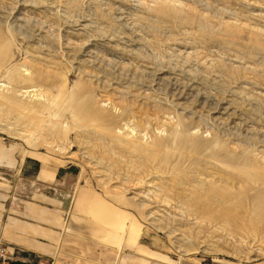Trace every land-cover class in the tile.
Wrapping results in <instances>:
<instances>
[{
  "label": "rangeland",
  "instance_id": "obj_1",
  "mask_svg": "<svg viewBox=\"0 0 264 264\" xmlns=\"http://www.w3.org/2000/svg\"><path fill=\"white\" fill-rule=\"evenodd\" d=\"M0 138L91 194L35 264L263 261L264 0H0Z\"/></svg>",
  "mask_w": 264,
  "mask_h": 264
},
{
  "label": "crops",
  "instance_id": "obj_2",
  "mask_svg": "<svg viewBox=\"0 0 264 264\" xmlns=\"http://www.w3.org/2000/svg\"><path fill=\"white\" fill-rule=\"evenodd\" d=\"M33 162L18 156L17 145L0 138V209L5 205L12 184L16 185L15 191L13 190L15 197L12 196L9 203L7 228L2 232L8 244L5 246L4 242L3 246L10 253L9 262L35 264L31 261L49 255L61 236L66 208L71 209L73 206V211H77L84 198L91 196L82 188L75 193H67L60 185L61 171L58 168L38 165L32 171ZM19 170L21 175H18ZM75 222L77 221L69 219V224ZM61 241V248L68 255L79 252L77 236L66 237L64 234ZM212 264L229 263L220 261ZM255 264H264V260Z\"/></svg>",
  "mask_w": 264,
  "mask_h": 264
},
{
  "label": "built area",
  "instance_id": "obj_3",
  "mask_svg": "<svg viewBox=\"0 0 264 264\" xmlns=\"http://www.w3.org/2000/svg\"><path fill=\"white\" fill-rule=\"evenodd\" d=\"M3 239L0 233V264H8V260L10 258V253L7 250V247L3 246ZM42 264V263H40Z\"/></svg>",
  "mask_w": 264,
  "mask_h": 264
},
{
  "label": "bare ground",
  "instance_id": "obj_4",
  "mask_svg": "<svg viewBox=\"0 0 264 264\" xmlns=\"http://www.w3.org/2000/svg\"><path fill=\"white\" fill-rule=\"evenodd\" d=\"M20 18H21V17H20ZM85 51H86V50H85ZM85 51H84V52H85ZM89 51H90V50H89ZM86 54H87V53H85V55H86ZM90 56H91V55H90ZM94 57H95V56H94ZM79 59H80V58H79ZM82 59H83V57H82ZM82 59H81V60H82ZM93 59H94V58H93ZM86 60H87V58H86ZM97 60H98V59H97ZM78 61H79V60H78ZM83 62H84V61H83ZM94 62H95V61H94ZM81 63H82V62H81ZM90 63H91V62H90ZM83 64H85V63H83ZM79 65H80V64H79ZM85 65H86V64H85ZM88 65H90V64H88ZM92 65H94V64L92 63ZM96 65H97V64H96ZM96 65H95V66H96ZM98 66H99V65H98ZM74 68H75V67H74ZM90 68H92V67L90 66ZM93 69H94V68H92V70H93ZM82 72H83V71H82ZM77 73H78V72H77ZM130 81H131V79H130ZM127 82H128V81H127ZM112 85H113V84H112ZM129 85H130V84H129ZM111 87H112V86H111ZM111 87H110V88H111ZM28 88H29V87H28ZM22 92H23V93H28L29 91H28V90H22ZM187 92H188V91H187ZM183 93H184V92H183ZM185 94H186V93H184V96H185ZM182 96H183V95H182ZM184 96H183V97H184ZM186 96H187V95H186ZM190 98H192V97H190ZM202 98H203V97H202ZM202 98H201V99H202ZM175 99H176V102H178L177 104H180V105H181V102L178 101V100H180L181 98L175 96ZM192 100H193V99H192ZM195 100H196V99H195ZM195 100H194V101H195ZM138 101H139V100H138ZM189 101H191V100H189ZM198 101H199V100H198ZM198 101H197V102H198ZM201 101H202V100H201ZM185 102H186V101H185ZM202 102H203V101H202ZM173 103H174V102H173ZM202 104H203V103H202ZM182 105H183V104H182ZM187 106H188V105H187ZM199 106H201V104H200ZM199 106H198V107H199ZM188 111H189V110H188ZM194 111H195V110H194ZM199 111H200V110H199ZM186 112H187V111H186ZM190 112H191V111H190ZM191 113H192V112H191ZM185 114H186V113H185ZM195 114H197V113H195ZM212 117H213V116H212ZM214 117H215V116H214ZM209 119H210V118H209ZM217 121H218V120H217ZM220 123H221V122H220ZM249 126H250V125H249ZM255 128H256V127H255ZM244 130H245V129H244ZM260 133H261V132H260ZM242 136H243V135H242ZM246 136H247V135H246ZM246 136H245V137H246ZM142 198H143V197H142ZM137 200H138V199H137ZM179 236H180V235H179ZM179 238H180V237H179Z\"/></svg>",
  "mask_w": 264,
  "mask_h": 264
},
{
  "label": "trees",
  "instance_id": "obj_5",
  "mask_svg": "<svg viewBox=\"0 0 264 264\" xmlns=\"http://www.w3.org/2000/svg\"><path fill=\"white\" fill-rule=\"evenodd\" d=\"M15 264H19V263H15Z\"/></svg>",
  "mask_w": 264,
  "mask_h": 264
}]
</instances>
